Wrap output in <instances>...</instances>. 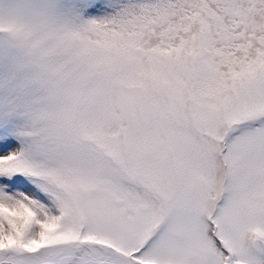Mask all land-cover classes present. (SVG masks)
<instances>
[{"label": "snow or ice", "instance_id": "1", "mask_svg": "<svg viewBox=\"0 0 264 264\" xmlns=\"http://www.w3.org/2000/svg\"><path fill=\"white\" fill-rule=\"evenodd\" d=\"M0 264H264V0H0Z\"/></svg>", "mask_w": 264, "mask_h": 264}]
</instances>
